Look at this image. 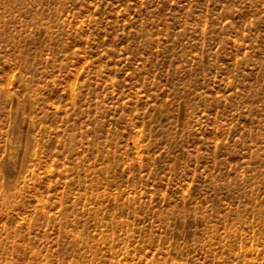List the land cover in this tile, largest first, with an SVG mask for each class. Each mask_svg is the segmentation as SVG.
<instances>
[{
	"label": "rangeland",
	"instance_id": "1",
	"mask_svg": "<svg viewBox=\"0 0 264 264\" xmlns=\"http://www.w3.org/2000/svg\"><path fill=\"white\" fill-rule=\"evenodd\" d=\"M0 264H264V0H0Z\"/></svg>",
	"mask_w": 264,
	"mask_h": 264
}]
</instances>
